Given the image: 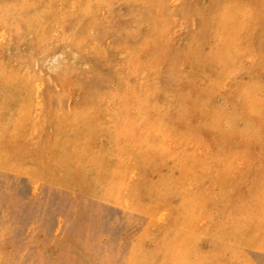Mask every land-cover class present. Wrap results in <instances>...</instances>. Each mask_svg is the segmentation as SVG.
<instances>
[{
  "label": "rangeland",
  "instance_id": "374dc122",
  "mask_svg": "<svg viewBox=\"0 0 264 264\" xmlns=\"http://www.w3.org/2000/svg\"><path fill=\"white\" fill-rule=\"evenodd\" d=\"M0 264H264V0H0Z\"/></svg>",
  "mask_w": 264,
  "mask_h": 264
},
{
  "label": "bare ground",
  "instance_id": "6f19581e",
  "mask_svg": "<svg viewBox=\"0 0 264 264\" xmlns=\"http://www.w3.org/2000/svg\"><path fill=\"white\" fill-rule=\"evenodd\" d=\"M126 23V22H125ZM105 34H107V33H105ZM99 35H100V32H99ZM114 35V34H113ZM127 37V36H126ZM125 37V38H126ZM113 39H116V38H113ZM197 40V38L195 37V41ZM199 40V39H198ZM196 43V42H195ZM194 44V43H193ZM197 44V43H196ZM169 57V56H168ZM174 60V59H173ZM180 63V62H179ZM71 65V64H70ZM73 65V64H72ZM170 66V65H169ZM170 71V70H169ZM77 72V71H76ZM80 75H82V74H80ZM173 76H175V75H173ZM76 79V78H75ZM88 80V79H87ZM173 80V79H172ZM94 81V80H93ZM80 82V81H79ZM82 82V81H81ZM172 83V82H171ZM89 87V86H88ZM226 120V119H225ZM235 120V119H234ZM250 128V127H249ZM250 130V129H249ZM246 131V130H245ZM247 133H252V132H248V131H246ZM217 240V239H216Z\"/></svg>",
  "mask_w": 264,
  "mask_h": 264
}]
</instances>
